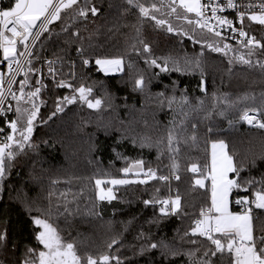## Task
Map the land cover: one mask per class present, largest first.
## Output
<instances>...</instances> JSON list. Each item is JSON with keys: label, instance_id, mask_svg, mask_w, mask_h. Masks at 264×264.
Segmentation results:
<instances>
[{"label": "trees", "instance_id": "16d2710c", "mask_svg": "<svg viewBox=\"0 0 264 264\" xmlns=\"http://www.w3.org/2000/svg\"><path fill=\"white\" fill-rule=\"evenodd\" d=\"M153 2L159 5L160 0H140L146 7ZM12 4L14 1L1 8ZM93 5L99 9L98 15L89 13L87 19L77 15L80 7ZM161 11L169 9L165 6ZM155 15L187 32L176 25L175 15ZM248 32L249 38L264 44V26L250 24ZM187 33L193 39L169 33L166 26L156 27L126 0H90L87 5L80 0L51 24L28 66L39 72L29 73L25 92L40 86L37 79L45 85L35 100L39 112L28 142L32 146L26 144L24 152L15 150V159L8 162L7 176L0 183V232L7 237L0 244V264H24L32 258L29 249L40 250L32 218L38 215L34 207L46 204L67 230V237L76 236L82 242L81 252L94 257H119L121 264H200L205 259L203 253L214 246L190 232L201 209L210 206V193L194 186L197 175L188 169L193 164H210V144L223 140L235 162L243 166L241 177L257 182L250 192L264 182V129L239 119L245 108L264 109V69L258 66V62L264 63V48H254V54L248 56V47L229 44L231 51L225 56L206 44L222 47L226 42L199 28L196 33ZM145 44L150 53L143 52ZM241 55L252 65L243 64ZM117 57L124 60V71L119 75H106L95 64L97 58ZM166 58L170 69L175 62L183 71L160 72L145 62L157 59L163 65ZM84 59L89 60V68ZM47 60L57 61L58 80L67 81L72 88L57 87L45 78ZM2 69L7 72V66ZM140 78L143 88L136 87ZM24 79L23 75L20 81ZM80 86L91 88L95 99L111 96L112 104L105 105L110 104L106 100L101 109L92 110L74 103L57 112V106L66 103L63 98L71 97L73 88ZM202 86L205 91H201ZM16 89L19 95V83ZM169 100H173L171 106ZM11 106L13 111L0 118V128L4 129L0 140L11 133L5 124L17 118L16 101ZM21 107L31 110L32 105L22 100ZM77 107L80 112L75 111ZM173 129L178 142L172 147L178 152L168 147ZM137 161H143L145 170L151 168L157 176L166 175L170 180L112 186L116 199L99 200L96 179L126 178L122 170ZM174 161L178 165L175 171ZM50 172L65 180H52ZM176 174L179 180L173 178ZM127 178L137 179L132 173ZM52 188L67 191L46 196ZM177 193L182 207L176 215L161 216L159 204H144L154 198H175ZM243 195L248 194L234 193ZM231 210L239 211L240 207L232 204ZM253 225L255 234L264 233V210L253 207ZM193 239L198 243L189 242ZM152 243L159 247L152 249ZM173 252L180 255L172 256ZM209 258L214 264H230L227 255ZM110 264L117 262L113 259Z\"/></svg>", "mask_w": 264, "mask_h": 264}, {"label": "snow or ice", "instance_id": "6c2138e0", "mask_svg": "<svg viewBox=\"0 0 264 264\" xmlns=\"http://www.w3.org/2000/svg\"><path fill=\"white\" fill-rule=\"evenodd\" d=\"M79 2L80 0H14V4L6 9L0 8V50H2L3 55V58L0 59V64H3L5 61L7 62L9 74L6 81L5 74L0 72V115H4L6 111H13L11 105L7 109L4 107L8 101V97L16 101L14 111L17 113V118L10 121L7 125L11 129V133L0 140V183L7 176V170L10 167L8 162L15 159V150L24 151L26 144L28 147L32 146L28 142L31 140L34 121L39 112V107L35 100L39 97L41 89L45 85L42 84L41 80L37 79L35 83L40 86L35 87L33 91L25 92L26 87L29 86V73L34 74L39 72V69L31 67L25 69V66H30L32 63L28 59L32 55L31 49L40 36L49 30V25L61 19V13L64 10L73 8ZM88 3H90V0H84L85 5ZM126 3L138 8L140 15L154 21L156 27L166 26L167 32L188 36L190 40L193 39V36L174 28L170 20L158 18L155 13H161L162 17L175 15L176 19L185 20L189 25L194 24L202 30L206 29L207 32L220 37L222 40L225 37H223L222 31L217 30L218 27L231 29L233 33L238 32L240 37L247 36L243 28L236 29L231 20L217 14L218 12H224L226 9H236L239 22L243 25L245 12L239 10L240 5L235 3L234 0H224V2H220V0H207L206 3H202V0H160L159 5L153 2L150 7H146L143 3H140V0H126ZM165 6L169 9L168 12L161 11ZM245 7L250 8L252 5L249 4ZM259 7L260 14H249L247 19L264 25V0H262ZM208 10L211 11V16L206 15ZM98 12L99 9L94 5L90 8L85 6L79 8L77 15L87 19L89 13L92 16H96ZM210 20H215L216 23H210ZM30 38L31 42H29ZM196 42L199 43L200 41ZM238 43L248 47V56L254 54V48H264V44L257 41L255 37L249 38L246 43L243 40L238 41ZM19 45L23 46L22 51L18 49ZM206 46L211 51L222 53L225 56L231 51V46L227 43H224L222 47L218 43H207ZM150 51V47L145 44L143 52L150 53ZM239 60L243 64L252 65V61L246 59L244 55L239 56ZM145 62L159 68L160 72L183 71L175 65V62H173V67L170 69L167 58L163 65L158 63L157 59H151L150 61L146 59ZM48 64L49 74L55 81L56 71L52 67L53 62L49 61ZM83 64L88 65L89 60L84 59ZM95 64L100 71L107 74L113 70H123L124 60L122 57L111 59L97 58ZM196 64L198 66L199 61H196ZM258 66L264 69V63L258 62ZM22 72L25 79L19 82L18 95L16 91H13V85L16 83L15 76ZM56 86L60 88L73 87L63 79L56 81ZM143 86V78L137 79L136 87L143 88ZM201 91H205L203 86L201 87ZM73 92L74 94L71 97L65 96L63 98L65 102L71 104L79 99L80 102L87 104L92 109H98L101 106L102 101L100 99H89L92 92L91 88L80 86L73 88ZM160 95L163 96L164 94L161 93ZM22 100L25 103H31V110L21 107ZM172 102L173 100L168 101L169 106H171ZM182 102L187 103L183 98ZM56 111H62V108L57 106ZM239 119L252 127L264 129V109L245 108L241 110ZM20 123H23L22 127H18ZM192 127L195 128L196 125L193 124ZM2 132H4V129L0 128V133ZM174 132L175 129L169 132L168 147L170 150L178 152V148L173 149L172 147L174 141H177ZM191 139L195 141L196 137L192 136ZM142 165L143 161H137L132 167L124 168L122 171L126 178L96 179L95 185L99 189L98 199L101 201L108 200L109 202L116 199L113 188H104L102 187L104 184L116 186L134 183L145 184L148 180L153 179L165 182L170 180L169 176H157L155 170L151 168L145 170ZM172 167L174 171L178 169L175 161ZM243 170V166L235 162L233 155L228 151V144L223 140L211 144L210 164L203 166L193 164L188 169V171L197 175V178L194 179V186L205 189L210 193V206L201 209V218L195 221V226L190 232L191 236L202 237L210 241L211 245L214 246L203 253L205 259L200 261V264H214V261L209 257H217L218 254L221 257L227 255L230 258V264H264V233L260 235L255 234L253 225V207L264 210V182L261 183L260 187L254 188L250 192V188H253V185L257 182L255 180L243 179L241 177ZM129 173H134L137 179L127 178ZM141 174L144 178H140ZM175 179L179 180L180 176L176 174ZM241 192L248 195L234 196V193ZM250 196H253L254 199H250ZM144 204H159V213L164 217L178 214L182 207L181 197L178 193L175 198L171 196L165 199L154 198L153 200H145ZM232 204L238 205L240 210L232 211ZM64 210L66 212L69 211L67 207ZM69 214L71 213L69 212ZM32 219L38 230L36 240L42 246V249H29L28 251L32 254V258L26 259L24 264H110V261L113 259L116 260L117 264H121L120 258L115 256L102 255L99 258L91 254L81 256L75 243L65 240L58 227L50 222L49 219L40 217H33ZM6 239V234L0 233V244ZM189 242L192 244L198 243L195 239ZM113 243H116V241H113ZM150 247L156 249L159 245L152 243ZM164 247L167 248V245ZM171 255L177 256L180 253L173 252ZM188 255L191 256L192 253Z\"/></svg>", "mask_w": 264, "mask_h": 264}, {"label": "built area", "instance_id": "2783aa9c", "mask_svg": "<svg viewBox=\"0 0 264 264\" xmlns=\"http://www.w3.org/2000/svg\"><path fill=\"white\" fill-rule=\"evenodd\" d=\"M12 1H14V0H0V8L1 7H3V5L4 4H8V3H10V2H12ZM207 2V0H202V3H206ZM220 2H224V0H220ZM234 2L235 3H237V4H239L240 5V11H242V12H245V18H244V22H243V25H241V23L239 22V19H238V17H237V12H236V9H226L224 12H218L217 14L218 15H221V16H224V17H227L229 20H231L232 22H233V26L236 28V29H241V28H243V30L247 33V36L246 37H240L239 35H238V32L237 33H233L232 31H231V29H222V28H217V30H220V31H222V35H223V37H225L223 40L220 38V37H216V36H214L212 33H209V32H207V30L205 29V30H202V29H200V30H202L204 33H206V34H208V35H210V36H212V37H214V38H216V39H219V40H221V41H224V42H226V43H228V44H231V45H234V46H236V47H243L244 48V46L241 44V43H238V41H241V40H243L245 43L247 42V40L249 39V25L250 24H253V25H256L257 23H255V22H253V21H250V20H248L247 19V16L249 15V14H260V7H259V5H260V3L262 2V0H234ZM249 4H251L252 5V7H250V8H246L245 6L246 5H249ZM206 15L207 16H211V11L210 10H208L207 11V13H206ZM210 23H213V24H215L216 23V21L215 20H210ZM257 25H260V24H257ZM50 26H51V24L49 25V28H50ZM261 26H264V25H261ZM34 31H35V29H34ZM45 33H47V32H44L41 36H40V38H39V40L38 41H36V43H35V45H34V47H32V49H31V51H32V55L30 56V57H28V59H30V60H33V57H34V53H35V51H36V49H37V46H38V44H39V42L41 41V39L43 38V36L45 35ZM29 42H31V38L29 39ZM22 46V45H21ZM23 47V46H22ZM18 49L20 50V51H22L23 50V48H21L20 49V47L18 46ZM1 51V58L0 59H2L3 58V55H2V50H0ZM49 61H51V62H53V64H52V67L55 69V71H56V77H55V81L53 80V77L49 74V71H48V67H49V64H48V62ZM45 64H46V72L44 73L45 74V77L48 79V80H50V81H52V82H56V81H59L58 80V68H57V61H55V60H47L46 62H45ZM3 65H5V66H7V62L5 61L3 64H0V72H2V73H4L5 74V80L7 81V79H8V77H9V74H8V70H7V72L5 73L4 71H3V69H2V66ZM27 67L28 66H25V69H27ZM86 67L87 68H89L90 66H89V64L88 65H86ZM24 74H23V72L22 73H20L19 75H17V76H15V80H16V83L13 85V91H16V86L18 85V83H19V81H20V79L22 78V76H23ZM7 78V79H6ZM7 85H6V83H5V87H6ZM17 92V91H16ZM12 102H13V100L11 99V97H8V101L5 103V105H4V107H5V109H7L8 107H9V105H11L12 104ZM250 114H254V113H250ZM4 115H5V113H4ZM4 115H0V118H2V116L4 117ZM242 122H244V121H242ZM8 123L9 122H7L6 124H5V127L6 128H8ZM245 124H247L246 122H244ZM248 126H251V125H249V124H247ZM252 127V126H251ZM256 128V127H255ZM9 129V128H8ZM173 178H175V176H173ZM201 217H199V219H200Z\"/></svg>", "mask_w": 264, "mask_h": 264}, {"label": "rangeland", "instance_id": "374dc122", "mask_svg": "<svg viewBox=\"0 0 264 264\" xmlns=\"http://www.w3.org/2000/svg\"><path fill=\"white\" fill-rule=\"evenodd\" d=\"M178 11H180V10H178ZM189 15H191V14H189ZM174 21H175V23H176V25L178 26V27H181L182 26V28L185 30V31H187V32H190V31H192L193 30V32L194 33H196V31H197V28L198 27H196L194 24L193 25H189L185 20H182V19H180V20H178V19H174ZM122 69L123 70H113V71H110V72H108L106 75H110V76H115V75H119V74H121L123 71H124V65L122 66ZM104 73V72H103ZM105 74V73H104ZM18 86V85H17ZM17 86H16V88H17ZM16 91H17V89H16ZM93 94H92V92H91V95L89 96V99H95L93 96H92ZM77 96H78V94H77ZM109 101L110 102V104H106L105 103V101ZM102 101V103H101V106L98 108V109H92V108H90V109H92V110H99V109H101L102 108V106H103V104L105 103V105H111L112 104V98H111V96H105V97H103V99L101 100ZM75 103H78L79 105H81V106H85V107H88L87 106V104H85V103H82V102H80L79 101V99H77V101L75 102ZM71 104H74V103H71ZM71 104H69V103H64L63 105H62V109H64L65 107H67V106H69V105H71ZM146 106H147V104H146ZM89 108V107H88ZM75 111H77V112H80L81 111V109H80V107H77V110H75ZM82 124H84L83 122H81ZM214 142H216V141H214ZM211 143V142H210ZM213 143V142H212ZM211 143V144H212ZM211 144H210V161L209 162H211ZM251 149V147H249L248 146V149H247V152H249V150ZM17 152V151H16ZM24 152V151H23ZM70 159V157L69 158H67V160H69ZM135 164V163H134ZM134 164H132V165H130L129 167H132ZM142 167L143 168H145L144 167V165H142ZM75 170H76V168H75ZM68 172H70V169L68 170ZM50 174H52L53 175V172H50ZM132 175H134V173H132ZM135 176V175H134ZM36 178H37V175H36ZM140 178H144L143 176H142V174H141V177ZM51 179L52 180H54V181H58V180H60L61 182L62 181H64L65 179L62 177V176H58V175H53L52 177H51ZM49 180V179H48ZM53 181V182H54ZM49 183H50V180H49ZM63 185V184H62ZM117 186V185H116ZM102 187H104V188H108V187H112V185H109V184H104V185H102ZM98 190V192H99V189H97ZM67 190H64V189H61V188H52V189H50V192H48L47 193V195L46 196H48V197H50V196H56V195H63L64 194V192H66ZM113 191H114V188H113ZM115 192V191H114ZM171 197H172V195H171ZM172 198H174V197H172ZM47 200H49V199H47ZM42 207H37V206H35L34 207V210L35 211H37L38 212V215H37V217H40V218H46V219H49L50 220V222H52L55 226H57L58 227V229H59V231H60V233H61V235H62V237L65 239V240H67V241H71V242H74L75 243V245H76V247H77V249H78V252H79V254L81 255V256H85L87 253H86V251L85 252H81V250H80V248H81V246H82V242L80 241L79 242V240L77 239V237L75 236V237H72V238H68L67 237V230L66 229H63L62 227H61V223H58L57 222V218H56V216H53V215H51L50 213H49V210H48V208H47V206H49L48 204H46V206L45 205H41ZM63 225V224H62ZM64 226V225H63ZM1 233V232H0ZM83 239V238H82ZM84 246V245H83ZM40 249H42V246H41V248Z\"/></svg>", "mask_w": 264, "mask_h": 264}, {"label": "bare ground", "instance_id": "6f19581e", "mask_svg": "<svg viewBox=\"0 0 264 264\" xmlns=\"http://www.w3.org/2000/svg\"><path fill=\"white\" fill-rule=\"evenodd\" d=\"M46 78V77H45ZM47 79V78H46Z\"/></svg>", "mask_w": 264, "mask_h": 264}]
</instances>
